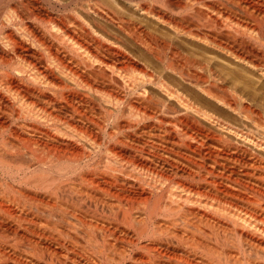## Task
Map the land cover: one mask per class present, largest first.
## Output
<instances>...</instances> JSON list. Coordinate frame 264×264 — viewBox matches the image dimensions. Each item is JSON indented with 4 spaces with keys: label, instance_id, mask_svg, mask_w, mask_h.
I'll list each match as a JSON object with an SVG mask.
<instances>
[{
    "label": "bare ground",
    "instance_id": "1",
    "mask_svg": "<svg viewBox=\"0 0 264 264\" xmlns=\"http://www.w3.org/2000/svg\"><path fill=\"white\" fill-rule=\"evenodd\" d=\"M0 264H264V0H0Z\"/></svg>",
    "mask_w": 264,
    "mask_h": 264
},
{
    "label": "rangeland",
    "instance_id": "2",
    "mask_svg": "<svg viewBox=\"0 0 264 264\" xmlns=\"http://www.w3.org/2000/svg\"><path fill=\"white\" fill-rule=\"evenodd\" d=\"M6 1L8 2V0H4V2H6Z\"/></svg>",
    "mask_w": 264,
    "mask_h": 264
}]
</instances>
